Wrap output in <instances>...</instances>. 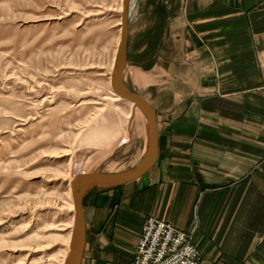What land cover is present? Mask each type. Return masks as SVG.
<instances>
[{"label":"crops","instance_id":"1","mask_svg":"<svg viewBox=\"0 0 264 264\" xmlns=\"http://www.w3.org/2000/svg\"><path fill=\"white\" fill-rule=\"evenodd\" d=\"M139 1L123 75L159 73L157 157L85 194L80 264H131L149 215L196 223L200 264H264V0Z\"/></svg>","mask_w":264,"mask_h":264},{"label":"rangeland","instance_id":"2","mask_svg":"<svg viewBox=\"0 0 264 264\" xmlns=\"http://www.w3.org/2000/svg\"><path fill=\"white\" fill-rule=\"evenodd\" d=\"M142 4L128 1L127 37ZM121 12L122 0H0V264H63L74 220L68 183L128 170L143 156L146 119L110 83ZM159 82L157 71L123 75L150 106ZM150 218L183 233L200 264L196 223L183 229L149 215L143 225ZM142 235L143 226L137 245Z\"/></svg>","mask_w":264,"mask_h":264},{"label":"water","instance_id":"3","mask_svg":"<svg viewBox=\"0 0 264 264\" xmlns=\"http://www.w3.org/2000/svg\"><path fill=\"white\" fill-rule=\"evenodd\" d=\"M129 0H123L121 13L120 43L116 53L112 88L117 95L134 104L146 119V152L141 160L132 168L115 173L93 171L78 174L72 181V197L74 199V224L70 239L69 254L64 264H80L85 246V221L82 208V199L85 193L93 186H117L132 181L143 175L155 162L157 157V126L155 112L146 100L126 90L123 83V72L126 67L127 44V4Z\"/></svg>","mask_w":264,"mask_h":264},{"label":"built area","instance_id":"4","mask_svg":"<svg viewBox=\"0 0 264 264\" xmlns=\"http://www.w3.org/2000/svg\"><path fill=\"white\" fill-rule=\"evenodd\" d=\"M198 250L169 224L149 219L131 264H197Z\"/></svg>","mask_w":264,"mask_h":264},{"label":"bare ground","instance_id":"5","mask_svg":"<svg viewBox=\"0 0 264 264\" xmlns=\"http://www.w3.org/2000/svg\"><path fill=\"white\" fill-rule=\"evenodd\" d=\"M122 8H123V0H122ZM123 11V10H122ZM122 13V12H121ZM120 18H121V14H120ZM122 23V22H121ZM122 25V24H121ZM119 43H120V40H119ZM118 47H119V44H118ZM118 50V49H117ZM117 53V52H116ZM115 58H116V56H115ZM115 58H114V60H115ZM113 63H115V61L113 62ZM113 70H114V65H113ZM113 70H112V72H113ZM112 79H113V74H112ZM111 86H112V80H111ZM113 89V88H112ZM114 91V90H113ZM114 93H115V91H114ZM115 98L116 99H119V98H121L119 95H117L116 93H115ZM122 99V98H121ZM122 100H125V99H122ZM125 101H127V100H125ZM129 102V101H128ZM131 103V102H130ZM133 104V103H132ZM134 105V104H133ZM135 108V110H136V113H138V114H141V111L137 108V107H134ZM142 115V114H141ZM144 152H146V149L144 150ZM68 186H69V192H68V195H69V197H72V182L70 183H68ZM69 207H70V209L71 210H73V212H75L74 211V199H73V197H72V203H70L69 204ZM75 219V218H74ZM73 224H74V220H73ZM72 228H73V225H72ZM72 228H71V233H70V235H72ZM70 239H71V237H70ZM70 239H69V245H68V247H69V250H70ZM85 247V246H84ZM84 251V250H83ZM68 254H69V252H68ZM68 256V255H67ZM66 259V258H65ZM63 262H65V260L63 261ZM64 264V263H63Z\"/></svg>","mask_w":264,"mask_h":264}]
</instances>
